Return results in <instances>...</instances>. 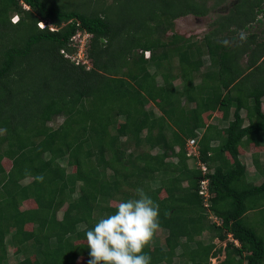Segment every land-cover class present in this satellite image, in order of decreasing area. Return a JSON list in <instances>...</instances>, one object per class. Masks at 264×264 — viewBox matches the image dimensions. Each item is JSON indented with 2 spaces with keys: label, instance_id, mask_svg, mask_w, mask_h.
Listing matches in <instances>:
<instances>
[{
  "label": "trees",
  "instance_id": "16d2710c",
  "mask_svg": "<svg viewBox=\"0 0 264 264\" xmlns=\"http://www.w3.org/2000/svg\"><path fill=\"white\" fill-rule=\"evenodd\" d=\"M87 1L0 0V264H87L85 231L114 213L111 199H136L138 188L166 231L162 248L153 250L154 235L143 249L150 264H212L221 251L217 264H264V39L250 33L264 0H90L91 11H78ZM219 8L200 41L174 31L177 18ZM77 28L92 33L89 70L60 52L73 51ZM189 138L197 156L187 155ZM250 167L259 183L248 181Z\"/></svg>",
  "mask_w": 264,
  "mask_h": 264
},
{
  "label": "clouds",
  "instance_id": "9594fccd",
  "mask_svg": "<svg viewBox=\"0 0 264 264\" xmlns=\"http://www.w3.org/2000/svg\"><path fill=\"white\" fill-rule=\"evenodd\" d=\"M239 38L243 41L247 36L241 31ZM221 43L228 46L229 41L223 40ZM4 131L0 129V134ZM34 179L42 182L44 178L37 175ZM137 196L136 199L115 202L114 213L101 217L92 228L85 231L90 257L87 264H150L151 257L143 249L160 227L159 205L143 189H137ZM228 237L238 244L230 234Z\"/></svg>",
  "mask_w": 264,
  "mask_h": 264
},
{
  "label": "rangeland",
  "instance_id": "374dc122",
  "mask_svg": "<svg viewBox=\"0 0 264 264\" xmlns=\"http://www.w3.org/2000/svg\"><path fill=\"white\" fill-rule=\"evenodd\" d=\"M60 1V0H59ZM82 1V0H81ZM113 0H97V2L95 3L96 5H100L101 3L105 4H110ZM92 2L90 3V0L87 1V3H85L86 6L83 5H79L78 6V11H83L85 13H88L89 11H91V8L93 6H96L95 4L92 5ZM102 6V5H101ZM228 6V5H227ZM103 7V6H102ZM222 10H226V8H219L216 11L211 12L209 15L203 16V17H196L193 15H186L183 17H179L175 20L174 22V31L178 34L184 35L188 38H192L193 40H198L200 41L204 35L210 31L211 29V22L216 18L217 14L219 12H221ZM261 20L260 21H255L254 23H252V25L250 26V33H253L256 35V39L259 41L260 39H264V14L260 16ZM248 34V33H246ZM238 35V34H237ZM239 36V35H238ZM245 57V58H244ZM246 60V56H243V59L241 61L242 64L245 63ZM261 61V60H260ZM264 64V59L261 61ZM198 65L200 66L201 70L204 73V70H206V67L209 65V60L207 55L202 56L201 58H199L197 60ZM171 67L170 70L172 72V74L177 75L175 80L173 81V84L176 87H181L182 83H181V79L179 77V72H180V67L178 66V62H177V58L173 57V59L171 60L170 63ZM150 71L153 72L154 69L153 67H150ZM199 71V72H200ZM198 73H195L194 76V83H199L201 82L200 77H198L197 75ZM156 82L158 84H161L162 79L160 75L156 76ZM263 103H262V109L264 110V97H263ZM159 105L155 104L153 102H149L146 105V109L147 110H152L154 113H156L157 115L160 114V110H159ZM241 116L244 118V125H247L248 123V119L245 116V110L242 109L240 111ZM231 119V115L229 117ZM62 121V117H56L54 118L51 122H49L50 126H56L58 123H60ZM227 120H224L222 123L223 127L222 129H225L227 127ZM120 124L122 122V119L119 120ZM119 124L118 128H121V125ZM175 130H177V127H175ZM125 138L123 137V140ZM252 142L249 141L248 147L246 149L247 152L249 153L250 151L252 152V150H254V148H252ZM252 149V150H251ZM155 151V150H154ZM153 151V152H154ZM260 161L264 163V150H262L261 155H260ZM4 164H5V168L9 169L10 167V162L7 159H4ZM249 162V161H247ZM61 164L65 165L66 162L65 160L61 161ZM251 170H248L247 172V176H248V181H252L253 183L256 184V182L260 181L261 177H259L257 171L254 170L255 167H250ZM68 170H72V167L68 168ZM126 191H128V193H131V189L129 187H125ZM117 201H120L119 196H116V199L113 198L109 201V205L113 206V204ZM24 207H26L27 205H32L34 204L32 200H28L25 201L24 203ZM63 210V207L62 209ZM58 216H60V212L58 213ZM213 221H215V219H212ZM28 229H30V226H27ZM166 235V231L164 228H159L157 230V232L155 233V237L154 240L152 242V248H154L153 250L162 248V246L164 245L163 242V237ZM210 235H213L211 232H203V234L201 235L200 239L204 240L208 239L210 237ZM84 240V242H86V238L82 239V241ZM81 241V240H80ZM212 242L215 244V248H221L225 246L226 241H222V240H218L216 237H212ZM159 247V248H157ZM7 252H8V259L9 262L11 263H16L19 262L21 260L20 255L14 252V249L12 246L7 245ZM224 258V252L221 251L220 253H218L216 256L211 257L210 262L212 264H217L218 262H220L222 259ZM80 263L81 261L78 260ZM176 261H178V258H174V263H176Z\"/></svg>",
  "mask_w": 264,
  "mask_h": 264
},
{
  "label": "built area",
  "instance_id": "2783aa9c",
  "mask_svg": "<svg viewBox=\"0 0 264 264\" xmlns=\"http://www.w3.org/2000/svg\"><path fill=\"white\" fill-rule=\"evenodd\" d=\"M17 20H18L17 15H13L11 17L12 22H16ZM37 26L39 28H44L45 26H48V23L44 21H38ZM49 29L54 30L55 27L52 25H49ZM91 37H92V33L86 30H83L81 28H77V30L70 37V46L74 48L73 51L67 52L64 49H61L60 52L63 54L65 58H68L74 64L83 65L86 70H89L92 67V63H91V60L88 58L86 50H87L88 43ZM143 53L146 58H148L150 55V52L148 50H145ZM186 149H187L188 156L189 155L197 156L198 150H197L196 140L193 138L188 139L186 142ZM206 194L207 193L204 192L205 197H206ZM211 218L215 219V222L217 223L220 222V220L216 218L215 216H211Z\"/></svg>",
  "mask_w": 264,
  "mask_h": 264
},
{
  "label": "crops",
  "instance_id": "0c3cea01",
  "mask_svg": "<svg viewBox=\"0 0 264 264\" xmlns=\"http://www.w3.org/2000/svg\"><path fill=\"white\" fill-rule=\"evenodd\" d=\"M203 56H204V55H203ZM159 110H160V109H159ZM262 110H263V109H262ZM160 114H161V110H160ZM158 115H159V114H158ZM210 120H211V122H212V121L214 120V117L212 116ZM243 124H244V122H243ZM247 124H248V123H247ZM203 130H204L203 128H200V129L196 130V132L198 133V138H199V136H201ZM186 141H187V140H186ZM153 151H154V150H153ZM153 151H152V152H153ZM155 151H156V150H155Z\"/></svg>",
  "mask_w": 264,
  "mask_h": 264
}]
</instances>
